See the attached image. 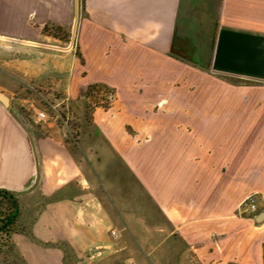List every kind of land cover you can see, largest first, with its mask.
I'll return each mask as SVG.
<instances>
[{"label":"crops","instance_id":"obj_1","mask_svg":"<svg viewBox=\"0 0 264 264\" xmlns=\"http://www.w3.org/2000/svg\"><path fill=\"white\" fill-rule=\"evenodd\" d=\"M81 7L67 53L51 50L59 41L47 28L25 36V49L0 47V91L11 101L0 103V190L17 194L25 230L12 235L10 259L264 264V0ZM35 8L43 17L52 4ZM181 9L199 12L196 62L172 53ZM79 10L76 0L77 20ZM95 85L115 93L111 106L92 108ZM43 94L58 101L45 108ZM61 105L77 137L52 116ZM32 111L50 118L37 123ZM251 194L258 211L247 217L239 205Z\"/></svg>","mask_w":264,"mask_h":264},{"label":"rangeland","instance_id":"obj_2","mask_svg":"<svg viewBox=\"0 0 264 264\" xmlns=\"http://www.w3.org/2000/svg\"><path fill=\"white\" fill-rule=\"evenodd\" d=\"M44 1H50L52 8L44 9L42 17L37 14L38 11L35 8V0H0V37H4L11 42L20 43L25 36L34 37L33 32L35 29L40 30L42 28H47L46 30L59 41V43H48L58 46L51 50H56L60 53H67L71 51V48H68V45L71 44L72 41L77 40L78 28L82 15L81 6L83 0H78L80 8L78 20L76 19V0ZM11 55L16 58L19 57V53L17 51L12 52ZM11 76H13V78H18V75L13 73H11ZM11 83L12 87L9 90L12 92H18L20 85L17 84L16 80ZM5 94L8 95L7 93ZM57 101L58 99H56L55 96L48 97L43 94L41 104L43 107L49 108V104H54ZM12 108H15V105L11 107V110ZM57 111L64 120H59L58 123L64 129L68 138L77 137L79 134L76 129L77 119L75 116H72L71 109H67L65 106L61 105ZM257 194L261 196L260 193ZM16 264L20 263L17 262Z\"/></svg>","mask_w":264,"mask_h":264},{"label":"water","instance_id":"obj_3","mask_svg":"<svg viewBox=\"0 0 264 264\" xmlns=\"http://www.w3.org/2000/svg\"><path fill=\"white\" fill-rule=\"evenodd\" d=\"M199 12L198 10L192 13H186L183 9L180 10L176 30L174 34V40L172 45V53L191 60L195 61V56L199 52V45L202 39V33L198 32V28H201V20L198 18ZM192 18H197L196 22L192 24ZM195 26L196 30L191 29L190 27ZM0 47L5 49H25L26 47L22 44L15 43V42H6L0 41ZM195 56H192V55ZM0 103H2L5 107H10L11 101L10 97L5 93L0 91ZM13 113L18 118L20 123L27 129V131L34 137V131L32 128V124L30 121L23 115V113L19 110L14 108ZM264 215H262L259 220H262ZM11 258L12 255L9 252L4 253L1 256V264L5 263L6 258Z\"/></svg>","mask_w":264,"mask_h":264},{"label":"trees","instance_id":"obj_4","mask_svg":"<svg viewBox=\"0 0 264 264\" xmlns=\"http://www.w3.org/2000/svg\"><path fill=\"white\" fill-rule=\"evenodd\" d=\"M105 89L99 85L92 86L88 91V97H94ZM25 117H28L23 111ZM21 208L17 194L8 190H0V262L1 256L9 252L12 255V235L24 231L21 225ZM19 261L7 258L5 264H16Z\"/></svg>","mask_w":264,"mask_h":264},{"label":"built area","instance_id":"obj_5","mask_svg":"<svg viewBox=\"0 0 264 264\" xmlns=\"http://www.w3.org/2000/svg\"><path fill=\"white\" fill-rule=\"evenodd\" d=\"M116 100L115 93L111 89L100 90L96 96L89 98V104L92 108H106L111 106ZM52 116L56 121H64L55 107L50 106ZM31 116L37 123H43L49 120L50 115L46 111H32ZM241 213L247 217H253L258 211V195L251 194L243 199L239 205ZM115 235V233H113Z\"/></svg>","mask_w":264,"mask_h":264},{"label":"flooded vegetation","instance_id":"obj_6","mask_svg":"<svg viewBox=\"0 0 264 264\" xmlns=\"http://www.w3.org/2000/svg\"><path fill=\"white\" fill-rule=\"evenodd\" d=\"M7 258H9V257H7ZM7 258H6V261H7Z\"/></svg>","mask_w":264,"mask_h":264}]
</instances>
